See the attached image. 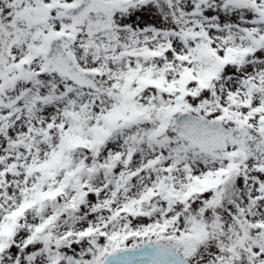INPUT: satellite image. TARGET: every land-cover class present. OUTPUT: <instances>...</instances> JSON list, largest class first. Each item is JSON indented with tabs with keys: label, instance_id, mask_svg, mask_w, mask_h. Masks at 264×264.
<instances>
[{
	"label": "snow or ice",
	"instance_id": "obj_1",
	"mask_svg": "<svg viewBox=\"0 0 264 264\" xmlns=\"http://www.w3.org/2000/svg\"><path fill=\"white\" fill-rule=\"evenodd\" d=\"M0 264H264V0H0Z\"/></svg>",
	"mask_w": 264,
	"mask_h": 264
}]
</instances>
